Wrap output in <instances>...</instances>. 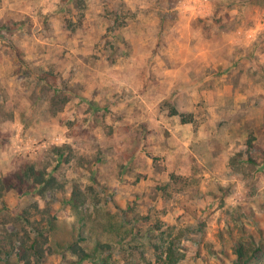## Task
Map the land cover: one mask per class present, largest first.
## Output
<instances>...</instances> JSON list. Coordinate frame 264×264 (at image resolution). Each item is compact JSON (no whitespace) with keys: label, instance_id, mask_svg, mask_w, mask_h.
<instances>
[{"label":"rangeland","instance_id":"rangeland-1","mask_svg":"<svg viewBox=\"0 0 264 264\" xmlns=\"http://www.w3.org/2000/svg\"><path fill=\"white\" fill-rule=\"evenodd\" d=\"M31 167L57 181L0 199V238L51 208L44 264H232L264 231V0H0V177Z\"/></svg>","mask_w":264,"mask_h":264},{"label":"trees","instance_id":"trees-1","mask_svg":"<svg viewBox=\"0 0 264 264\" xmlns=\"http://www.w3.org/2000/svg\"><path fill=\"white\" fill-rule=\"evenodd\" d=\"M59 151V150H57ZM59 156L63 157L64 152H58ZM56 177L49 175L45 170L39 171L31 167L27 173L12 172L8 175L0 177V199L11 190H16L20 194L32 192L34 187L40 186L41 192L54 187ZM82 202V192L78 189L70 191V197L67 199V204L72 207L79 206ZM36 208L38 211L45 213L46 216L42 218L41 226H32L34 231L25 229L22 231H6L3 238H0V264H44L45 258L53 254L56 249L49 243L48 234H44L46 229L51 232L57 224L55 216L52 214V210L49 207L41 208V204L36 202L25 209L21 214L23 220L32 224L33 221L30 218V208ZM135 225H131L126 221L119 220L118 223L113 224L112 229L115 233L119 234V241L125 240L132 242L139 231L135 228ZM44 228V230H43ZM155 232L160 233L159 237H163L164 231L160 226L155 227ZM157 236V237H158ZM259 238L254 234L241 236L236 240L233 246L234 259L232 264H264V231H259ZM164 239V238H162ZM134 242V241H133ZM166 244V243H165ZM156 249H160V246L154 244ZM109 244L98 243L94 252L87 251L80 245H75L71 242L65 247V250L71 249L77 253V264L82 263L85 260L101 261L102 264H110V256L102 257L103 252L110 249ZM128 247L133 248L131 243ZM64 248V247H63ZM62 248V249H63ZM162 254H166L165 264H178L179 257L177 254V248L171 242L167 245L165 250H162ZM181 256V255H180Z\"/></svg>","mask_w":264,"mask_h":264}]
</instances>
